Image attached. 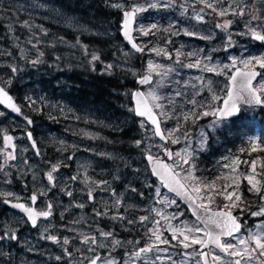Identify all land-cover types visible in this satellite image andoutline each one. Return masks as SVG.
<instances>
[{"label":"rangeland","instance_id":"rangeland-1","mask_svg":"<svg viewBox=\"0 0 264 264\" xmlns=\"http://www.w3.org/2000/svg\"><path fill=\"white\" fill-rule=\"evenodd\" d=\"M85 2L91 1L0 0V86L5 87L20 105L24 118L31 119L30 131L39 152V155H34L26 142L23 135V130H27L24 118H14L0 108V165H3L0 170V198H19L32 191L40 196V208L44 209V200L49 197L50 192L46 173L51 171L53 165H59L53 176L58 190L63 192L64 183L68 178L62 170L72 164L73 174L79 175L82 183V188L77 191V197L81 199L77 200L79 204L84 205L81 209H88L80 212L78 217L69 216V224L61 228L62 234L56 228L49 233L55 227L51 220L42 222L33 232L17 234L19 229L15 225L24 226L25 223L18 215L9 211L4 213L0 204V211L3 212L0 216V237L6 232L15 233L17 236L16 240L0 239V264H84L92 256H99L100 249L106 251V246L112 248L114 257L111 260L116 264H200L196 250L199 245H190L185 249L177 240L172 239L171 230L177 229V235L182 239L180 231L200 225L189 217L175 198L155 184L142 159L144 153L160 155L161 144L153 137L151 130L141 120L132 116L131 105L118 116L97 109L87 101L76 100L77 93L71 95L75 92L70 91L75 78L69 70L83 60V64L88 65L84 67L94 66L96 60L93 61L92 56L95 53L80 44L54 43L56 39L45 32L42 24L64 28L82 34L87 39L108 40V36L118 34L120 11L125 7L123 0H104L107 10L118 13V20L108 19L96 23L90 19L91 13H86ZM206 2L213 3L218 10L229 8L231 5L229 14L220 17L205 7L201 0L130 2V8L135 5L144 9L136 13L134 39L145 51L141 58L127 49L133 64H136L127 70L129 76L134 79L138 77L140 69L153 77L152 84L144 87L142 91L145 94L155 91L161 99L154 103L162 104L164 110L169 113L170 118H167L159 115L160 109L153 108L172 152L168 165H172L174 161L182 163L175 153H182L186 148L192 152L193 176L200 182L201 193L197 194L191 190L193 181L187 177L186 172L176 169L178 178L183 177L181 182L198 204L203 202L209 209L224 210V206L230 202L219 193L226 184L232 185L228 191H233L237 184L240 190L242 183L249 190L250 185L244 177L255 174L256 180L260 181L258 186L264 191V119L256 118L258 126L253 131L243 129L244 142L251 148L255 147L254 156H258L248 158L241 156L240 144L239 149L235 150L226 145L224 137L233 125L230 120H217L211 114L195 120H185L184 115L193 109V105L189 103L193 99L197 105H203L195 109L197 112H211L219 107L221 99L225 96L226 79L234 69L231 67L233 58L239 61L264 57V42L253 40L246 28V25H249L264 33V1ZM153 4L156 6L151 7ZM241 6L245 7V15H233L231 9L238 10ZM198 14L203 16L202 21L196 19ZM253 15L258 19L252 20ZM225 20L232 21L228 30L216 27L217 23H223ZM152 24L157 25V29H152L153 34L142 35L140 29H150ZM54 46L61 49L55 51ZM120 48L125 52V45L121 43ZM153 48L164 49L171 58L155 55V52L151 51ZM177 51L182 55L177 56ZM190 53L192 55H189ZM38 57L39 62L33 64L32 61ZM197 60L201 61L200 66L186 67L188 64H195ZM149 61L163 67L149 70ZM109 65H100L99 70H108ZM205 65L215 71H206ZM224 65L229 67L225 68ZM237 67L245 69L240 63ZM13 68L17 71L13 72ZM168 69L172 71H167ZM252 69L261 72L254 85L264 82V68L254 65ZM165 71L167 75L157 74ZM9 80L11 83H8ZM73 87L75 89V86ZM131 90L132 88L129 92ZM178 92L179 96L176 95ZM213 93L218 97L215 101L212 100ZM241 109L237 126L242 128L243 122L247 126L258 110L264 114V105L258 109ZM178 126L180 130L175 132L173 138L178 137L179 142L172 143L167 137L169 132ZM127 128L133 132L129 135L130 139H118L120 130ZM8 133L16 139V158L12 161L6 159L2 140V135ZM138 140L141 141L139 145L136 144ZM123 142L127 144L124 151L119 153L117 147ZM248 151L253 152L252 149ZM234 161L238 163L234 164ZM252 161H256L255 173L250 166ZM188 168V164L183 165V169ZM234 176L237 177L235 182L232 179ZM213 183L215 191L209 192L203 187L204 184ZM89 191L93 194L92 203L86 200ZM8 192L12 195L5 196L4 193ZM253 193L258 196V211L264 206V199H261L260 193ZM197 195L201 198L197 199ZM209 196L212 197L211 202ZM48 199L54 207L61 203V198L57 196ZM117 200L120 201L119 205L116 204ZM170 201L175 203H169ZM152 209H156L160 215ZM234 210L235 208H232L231 212ZM54 212L58 218H62L66 207H57ZM97 212L106 214L98 216ZM141 216H147L149 219L141 223ZM236 217L242 225L240 232L223 239L222 242L237 245L238 240L247 239L249 233H258L264 238V225L257 227L264 221V216L252 217L255 220L252 224H247L240 214H236ZM129 220L134 223L129 224ZM155 221H159V225H156ZM154 227L159 229L162 238L168 240L169 244L155 241L150 231ZM101 231L110 232L112 235L108 238L102 237ZM185 234L204 238V232ZM47 236H55L57 240H49ZM85 236L95 237L97 244L82 243ZM65 238L69 240L67 245L63 243ZM113 240L120 243L114 245ZM101 244L104 247H100ZM154 244L156 247H153L150 256L142 254L139 258L130 259V254L137 248ZM89 248L94 251H89ZM165 249L167 251H164ZM209 253L220 255L222 264H228L233 259L212 249ZM162 256L164 257L161 258ZM106 260L108 258L102 259L101 264ZM252 264L258 262L253 261Z\"/></svg>","mask_w":264,"mask_h":264},{"label":"snow or ice","instance_id":"snow-or-ice-1","mask_svg":"<svg viewBox=\"0 0 264 264\" xmlns=\"http://www.w3.org/2000/svg\"><path fill=\"white\" fill-rule=\"evenodd\" d=\"M202 3H205V7L211 9L213 12H215L218 16L224 17L229 14V8H231V5L229 8L225 9H220L218 10L216 7L213 6V3L211 2H206V0H201ZM219 2V0H218ZM156 5H151V7H155ZM166 6V5H165ZM114 7H119L118 5H114ZM144 11L143 8L137 7L133 5L130 10H125L123 12V24H122V29H123V34L124 37L129 41L131 44L132 48L135 49L137 52H143L145 51V48L138 46L136 43L133 42L132 37L130 35L132 29V24L135 19V15L138 12ZM203 11V9L201 10ZM233 15H240L243 16L245 15V7L241 6L239 9H231ZM197 20L202 21L203 16L202 15H197L196 16ZM252 20L258 19L255 15L251 17ZM232 24L231 20H225L223 23H217L216 27L223 29V30H228L230 25ZM246 28H248V32H250L251 37L254 40L257 41H262L264 42V33L261 31H257L253 27H249V25H246ZM152 29H157V25L152 24L150 29H140L142 35H149L153 34ZM185 34H191V33H185ZM247 34V33H245ZM229 46H231V36H229ZM151 51L155 52V55L161 56L165 55L169 56V54L162 48H153ZM42 55V54H41ZM182 55L179 51H177V56ZM189 55H192L191 53ZM99 59L98 56L93 55L92 60L95 61ZM39 62V57L36 60H33L32 63L36 64ZM179 62V61H177ZM243 64L244 68L247 69L246 71H242L240 68L237 67V64ZM201 61L197 60L195 64H188L186 67H198L200 66ZM254 65H259L260 68H264V57H251L249 59H242V60H237L235 58L232 59V64L231 67L235 69L233 74L229 77V80L232 82L231 87L227 89V98L223 100V107L216 108L214 111H203V112H197L195 109L197 107H202L203 105H197V102L193 99L190 100L189 103L193 105V109L186 113L184 115V119H199L200 116H208V115H213L217 116L218 118H226V117H231L235 115L236 113L240 112L242 109L240 107L241 104H256V105H264V82H260L256 85L253 84V81L256 79L258 73L253 71L252 68ZM109 68L111 65L108 66ZM163 66L158 65V64H153L151 61H149L148 68L149 70H155L162 68ZM225 68H228L229 65H224ZM206 71H215L214 68L212 67H207V65L204 66ZM13 72H16L17 69L13 68ZM167 71H172V69H168ZM167 71L165 72H158V75L164 76L167 75ZM151 81V76L150 75H145L141 77L138 81L141 85L147 84ZM8 83H11L9 80ZM133 97L136 101V107L134 109L135 114L140 117H147L148 120L151 121V123L155 126L154 132L156 136H159L161 139H166V137L163 135L162 130L160 128V122L157 118V115L153 113V108L160 109L159 115L165 116L167 118L169 117V113L164 110V106L159 103H154L155 101H158L161 99L160 96L156 95L155 91H151L147 94L142 93V92H134ZM177 96L180 95V93H176ZM198 95V93H197ZM218 99V97L213 93L212 95V100L215 101ZM34 103V102H32ZM171 103V101H170ZM0 104L6 105L8 108H10L12 111L16 113H20L21 109L17 107V105L13 102L12 97L8 94V92L5 90V87L0 86ZM2 114V113H0ZM27 119V118H26ZM28 124H31L32 121L28 119ZM143 123L141 124V127H143ZM179 126L176 129H173L169 132L168 139H171L172 143H178L179 138H173L175 132L179 131ZM185 138H187V133H185ZM12 137L5 135L4 136V146L7 147H13L12 145ZM28 139L32 140L31 133H28ZM141 141H136V144L139 145ZM35 142H33V148H35ZM253 151L256 150L255 147L252 149ZM37 155H39V152H37ZM168 155H172L171 153H168ZM175 156L179 158L182 163H177L176 161L173 162L172 165H167L161 163L157 158L153 157L151 154L147 156V159L149 162H155L157 164V167L153 168V174L158 175L161 178V181L164 183V186L169 189V191H174L177 192V194H181L180 190L184 189L187 191L186 186L181 183V178H177L179 173L176 171V169H180L181 171H184L187 173V177L191 178L193 183L191 184V190L197 194L201 193V186L200 182L197 181L196 177L193 176V168L194 165L191 163L193 153L188 151V149H184L183 152H177L175 153ZM15 156L13 155L12 152H8L6 154V159L7 160H15ZM71 158V157H70ZM27 163V161H25ZM238 163V161L233 162ZM188 164L189 168L188 169H183V165ZM251 168L253 170V173H255L256 169V161L251 162ZM59 168V165H53L51 168V171L46 173L47 180L49 183H53L54 181V176L53 173L57 172ZM3 169V165H0V170ZM233 172H235V167H233ZM247 181L248 184L250 185L249 191H253L256 193H260L261 199H264V191L261 190V188L258 186L260 184V181L256 180L255 174H250L244 177ZM72 180H76L77 177L73 176L71 178ZM233 182L237 179V177H233ZM104 183V182H102ZM204 188H207L209 192L215 191V185L213 184H204ZM229 187H232V185L226 184L224 188L220 191L219 194L224 195V199L228 200L230 203L226 204L224 206V210H221L219 212H215L212 214V216L209 217V222L215 225L217 229H219L218 232H213V231H204L200 227H194V228H189L186 230L180 231L179 235L182 236V239H179L177 235V229H171L172 230V239L177 240L179 244H181L185 249L190 247V245H200L201 249L208 247L209 245H214L215 248L219 249L221 253H224L226 256H230L233 259L228 262V264H252L253 261H257L258 264H264V238H261L260 234H253L249 233L247 239H239L237 245H233L232 243L229 242H222L221 237H232L235 233H239L241 229V224L238 222V218L232 215L231 209L239 207V203L242 202L241 196L238 194V184L235 186L233 191H228L227 189ZM135 191V189H133ZM44 193H41L43 195ZM5 196H11L12 193H4ZM67 195L71 196L72 192L69 191L67 192ZM157 195H159V189H157ZM88 198L89 200L93 199V194L91 191L88 192ZM201 197L197 195V199H200ZM31 201L33 204L36 203L38 197L36 194H33L30 197ZM188 199L193 203V205L198 208V209H203L205 212L209 211V208L207 205L203 202L197 204L196 200L192 199L191 196L188 197ZM209 201L211 202L212 197H208ZM4 203H9L8 200H4ZM169 203H175V201H170ZM116 204L119 205L120 201L117 200ZM12 207L21 209L23 212L27 214L28 220L31 222L32 226L35 227L37 224V218L38 217H43L47 218L51 216V209H52V204L49 203L47 205V210L44 211H36L32 207H27L23 203H16L13 204ZM77 207L83 208V204L77 205ZM152 211H156L157 215H160V213L156 209H152ZM106 213H101L97 212L96 215H104ZM250 215L252 217H261L264 216V206H262L258 211L251 212ZM115 218V217H114ZM120 219H123V217H119ZM175 218V217H173ZM149 217L147 216H141L140 217V222L143 223L147 221ZM167 219V218H165ZM129 224L134 223L133 220L128 221ZM156 225H159V221H155ZM261 225H264V221H261L260 225H257V227H260ZM152 232V235L155 238V241L160 243V244H169V241L166 239L162 238V235L157 227H154L153 229H150ZM185 232H194V233H201L204 232V235L206 236V239L200 238L198 236H189L185 234ZM100 235L102 237L108 238L112 235L110 232H100ZM3 238H8L10 240H16L17 236L15 233H5L4 236L0 237V239ZM49 240L56 241L57 238L55 236H47L46 237ZM63 243L67 245L69 243V240L67 238L64 239ZM82 243H91L92 245L97 244V240L95 237H84V240ZM112 243L114 245L119 244V241L113 240ZM139 243V242H137ZM254 245V246H252ZM100 247H104L103 244L99 245ZM153 247H156V245H150L147 247L139 248L138 250L132 252L130 254V259H135L141 257L143 253H147L152 250ZM89 251H94V249L89 248ZM164 251H167L166 249ZM199 255L201 256L202 259H205V264H208V260L206 259L208 256H211V262L212 264H222V257L220 255H215L211 253H206L204 251H200ZM157 259H160V257H157ZM100 260L99 256H95V258H92L89 260L88 264H98V261ZM104 264H116L114 260L108 259L104 262ZM127 264V262H126Z\"/></svg>","mask_w":264,"mask_h":264},{"label":"trees","instance_id":"trees-1","mask_svg":"<svg viewBox=\"0 0 264 264\" xmlns=\"http://www.w3.org/2000/svg\"><path fill=\"white\" fill-rule=\"evenodd\" d=\"M91 1L85 5L86 13H91V18L96 23L101 20L114 19L118 20V13L114 11H109L106 8L104 0H87ZM69 3V2H68ZM89 6V7H88ZM110 17V18H108ZM87 23V22H86ZM91 23V20H90ZM89 24V23H88ZM45 27V32L50 34L54 39V43H75L83 45L88 49L94 51V55L98 56L99 59L96 60L94 66L84 67L83 60L78 65L74 66L69 70L71 75L75 78V83L70 87V91L77 93L76 100L87 101L90 105L95 106L97 109H102L104 111L110 112L112 115L120 116L124 109H128L129 103V90L133 87L134 78L129 76L128 68H133L132 57L130 53L127 52L125 46V52L120 48L121 40L118 34L113 37L108 36L107 39L99 38H84L82 34H76L70 32L64 28L55 27L50 24H42ZM55 51L60 50L58 46H54ZM124 47V46H123ZM110 64L111 67L108 70L100 71V65ZM136 65V64H135ZM105 67V66H104ZM79 68V69H78ZM75 86V89H73ZM262 111L258 110L249 123L243 122V128L237 126L238 119L235 118L230 120L233 125L230 127V131L226 133L224 139L226 140V145L235 150L239 149L238 145L241 146V156L248 158H257L254 156V151L249 152L248 150L253 149L244 142L243 129L254 130L258 126V120L264 119V114ZM126 129V128H125ZM121 132L117 135L118 139L129 140L130 134L133 133L129 128L127 130H120ZM120 141V140H119ZM127 144V142H126ZM126 144L123 142L121 146L117 147L119 153L124 151ZM239 195L242 198V202L239 203V207H236L233 213L240 214L241 218L248 222L247 224H252L255 220L250 215L251 212L256 211L259 207L258 196L253 192L249 191L247 186L242 183L240 186Z\"/></svg>","mask_w":264,"mask_h":264},{"label":"water","instance_id":"water-1","mask_svg":"<svg viewBox=\"0 0 264 264\" xmlns=\"http://www.w3.org/2000/svg\"><path fill=\"white\" fill-rule=\"evenodd\" d=\"M132 1H134V0H123V2H124V4H125V7H124V9L122 10V11H120V18H119V23H118V37L120 38V40H121V42H122V44L123 45H125L126 46V48L129 50V51H131L132 53H134L136 56H138V57H143V55H144V51L143 52H137L135 49H133L132 48V46H131V44L129 43V41L124 37V34H123V29H122V24H123V19H124V16H123V12L125 11V10H130L131 8H130V2H132ZM258 1H263V0H258ZM135 20H136V15H135V19H134V22H133V24H132V31H131V33H130V35H131V37H132V40H133V42L134 43H136L137 44V42L135 41V39H134V25H135ZM138 45V44H137ZM139 46V45H138ZM241 69V68H240ZM242 71H246V69H241ZM253 71H255V72H257L258 73V75H257V77H256V79L253 81V84L257 81V79H258V76H259V72L256 70V69H252ZM235 71V69H233L230 73H229V76H228V78H227V80H226V83H227V88H226V91H225V96H224V98L223 99H221V101H220V105H219V108L220 107H223V100L225 99V98H227V89L229 88V87H231V86H233L232 85V82L229 80V77L233 74V72ZM145 75H149L148 73H146V72H144L142 69H140L139 70V72H138V77H136L135 79H134V81H133V87H132V90H131V92H130V94H129V102H130V105H131V111H132V116L134 117V118H136V119H139V120H141L151 131H152V135H153V137L161 144V149H160V155H152L153 157H155V158H157L161 163H163V164H167L168 165V162L171 160V156L170 155H168V153H171L172 154V152H171V150L169 149V147H168V145H167V139H161L159 136H156L155 135V132H154V128H155V126L151 123V121L150 120H148V118L147 117H140V116H137L136 114H135V111H134V109H135V107H136V101H135V99H134V97H133V93L134 92H137V91H139V92H142L143 93V91H142V89L144 88V87H147V86H149V85H151L152 84V82H153V77L151 76V81L149 82V83H147V84H143V85H141L140 83H138V81H139V79L141 78V77H143V76H145ZM9 94V93H8ZM13 99V98H12ZM13 102L17 105V103L15 102V100L13 99ZM261 105H256V104H250V105H247V104H241L240 105V107H246V108H249V107H252V108H259ZM17 107H19L18 105H17ZM0 108L2 109V110H4L6 113H8V114H10L12 117H20L21 115H20V113H16V112H14V111H12L10 108H8L6 105H4V104H0ZM20 108V107H19ZM21 109V108H20ZM153 113L155 114V115H157L155 112H154V110H153ZM239 115V112L238 113H236L235 115H233V116H231V117H226V118H218L217 116H215V118L216 119H218V120H230V119H234V118H236L237 116ZM157 118H158V116H157ZM158 120H159V118H158ZM23 121H24V123L28 126V127H31V124H28V119H23ZM159 122H160V120H159ZM160 128H161V125H160ZM162 130V129H161ZM28 133H31L29 130H26L25 131V133H24V137H25V139H26V141H27V144L29 145V147H30V149L32 150V152L34 153V154H37V148L35 147V148H33V142H34V140H33V138H32V140H29L28 139ZM163 133V132H162ZM5 135H8V136H11L12 138H13V136L11 135V134H5ZM5 135H3V141H4V136ZM12 145H14V148L13 147H5L4 146V148L5 149H7L8 151H10V152H14L15 151V144H14V138L12 139ZM36 145V144H35ZM149 154L148 153H145V154H143V160H144V162H145V164H146V167H147V170H148V172H149V174H150V176H151V178L152 179H154L160 186H161V188L164 190V191H166L167 193H169V194H171L172 196H174L176 199H177V201L183 206V207H185V209L187 210V212H188V214H189V216L193 219V220H195L197 223H199V225L201 226V228L206 232V231H213V232H218L219 231V229H217L216 227H215V225L214 224H212L211 222H209V217L210 216H212V214L213 213H215V212H219V211H221V210H223V209H209V211L208 212H205L203 209H198V208H196L194 205H193V203L188 199V197L189 196H191L192 197V199H194V197L192 196V194L189 192V190L187 189V191H185L184 189H181L180 190V193L181 194H177V192H174V191H169V189L167 188V187H165L164 186V183L161 181V178H160V176H158V175H154L153 174V168L154 167H157V164L155 163V162H149V160L147 159V156H148ZM178 178V177H177ZM179 179V178H178ZM182 183V182H181ZM195 200V199H194ZM197 203V202H196ZM6 204V203H5ZM9 206H11V208L14 210V211H18L19 213H21L26 219H27V221L31 224V222L28 220V218H27V214L25 213V212H23L21 209H18V208H14V207H12V205L14 204V203H11V202H9V203H7ZM198 204V203H197ZM233 216H235L234 214H232ZM236 217V216H235ZM239 222V221H238ZM240 223V222H239ZM31 226H32V224H31ZM235 234H237V233H235ZM234 234V235H235ZM233 235V236H234ZM223 238H229V237H221V239H223ZM204 239H206V236L204 235ZM209 248H212V249H214V250H216V251H218V252H220V250L219 249H217V248H215V246L214 245H209L208 247H206V248H203V249H201V246H199L198 247V251L200 252V251H204V252H206V253H209L208 252V249ZM221 253V252H220ZM199 259H200V263L201 264H205V259H202L201 258V256L199 255ZM207 260H208V264H212V262H211V256H208L207 258H206Z\"/></svg>","mask_w":264,"mask_h":264},{"label":"flooded vegetation","instance_id":"flooded-vegetation-1","mask_svg":"<svg viewBox=\"0 0 264 264\" xmlns=\"http://www.w3.org/2000/svg\"><path fill=\"white\" fill-rule=\"evenodd\" d=\"M252 38V37H251ZM253 39V38H252ZM254 40V39H253ZM256 42H259L257 40H255ZM261 74V72L259 71V75ZM25 132V130H23V133ZM11 134V133H10ZM15 143H16V139H15ZM17 147V146H16ZM6 154L8 153L6 150L4 151ZM16 153V152H15ZM15 153L13 155H15ZM69 160H71V158H69ZM12 161V160H11ZM65 169H63L62 171L65 172V176L68 178L67 181H65V185H64V189L63 192H60L56 186V182L55 180L53 181V183H49L48 182V185L50 187V192L48 194V196L50 198H54L55 196L61 198V203H58V206H53V204L51 203L52 201H50L48 198L44 200V209H41V202H40V196L36 193H33L32 191L30 192H27L26 193V196H23V197H19V198H12V197H8L7 199H4V198H0V204L2 205V211L6 212V211H9L11 212L12 214L14 215H18L20 217V219L25 223L24 226H21L19 224L15 225V227L19 230H17V234H21L23 232H33L35 231L38 226L42 223V222H46V221H53V223L55 224V227L49 231V233L51 234L52 231L56 228L58 230V232L60 234H62V230L61 228L64 226V225H67L69 224L67 221V218L69 216H72V217H78L79 215H81L80 212H85L87 211L88 209H81L80 207H77V205H79V200H77L79 197H77V191L80 190L82 188V183L80 182L79 178L80 176L79 175H74L73 174V171H72V168H74V166L72 164H69L68 166L64 167ZM75 176L77 177L76 180H72L71 178ZM156 185L160 186L157 182L155 183ZM16 191H17V187H15ZM71 191L72 192V195L69 196L67 195V192ZM164 191V190H163ZM165 192V191H164ZM33 194H36L38 199L36 201L35 204L32 203L30 197L33 195ZM168 194V193H167ZM170 195V194H169ZM54 196V197H53ZM171 197H173L172 195H170ZM174 198V197H173ZM81 199V198H79ZM4 200H8L10 201L11 203H23L25 204V206L27 207H32L34 210L36 211H44V210H47V205L49 203L52 204V209H51V216L47 217V218H43V217H38L37 218V224L35 227L31 226V224L27 221V219L21 214L19 213L18 211H14L11 206H9L8 204H5L4 203ZM86 200L87 202L89 203H92V199L89 200L88 198V195L86 196ZM177 201V200H176ZM63 206L66 207V212L63 214V217L62 218H58V215L56 212L53 213V210L56 211V208L59 207V208H62ZM181 206V205H180ZM2 211H0V216L1 214L3 213ZM4 212V213H5ZM2 233V232H1ZM147 246H150V245H146V246H143V247H147ZM143 247H139V248H143ZM139 248H137L136 250H138ZM112 248L110 246H106V251L103 250V249H100L98 252L100 253L99 257H100V260L98 261V264H101V260L102 259H112L114 257V254L111 252ZM153 250V248H152ZM152 250L147 252V253H143L144 255L146 256H150L152 254ZM197 250V249H196ZM106 252H109V254H107ZM198 252V250H197ZM95 256H98V255H94L92 256L90 259L92 258H95ZM164 256H162L161 258H163ZM198 257H199V252H198ZM89 259V260H90ZM89 260L85 261L84 264H88ZM159 263V261H158ZM200 263V261H199Z\"/></svg>","mask_w":264,"mask_h":264},{"label":"bare ground","instance_id":"bare-ground-1","mask_svg":"<svg viewBox=\"0 0 264 264\" xmlns=\"http://www.w3.org/2000/svg\"><path fill=\"white\" fill-rule=\"evenodd\" d=\"M257 71H259V70H257ZM7 91V90H6ZM9 93V92H8ZM9 95L13 98V96L9 93ZM14 99V98H13ZM15 100V99H14ZM16 102V101H15ZM17 103V102H16ZM17 105L20 107V105L17 103ZM21 108V107H20ZM20 117H14V118H24V116H23V113H22V108H21V112H20ZM24 119H26V117L24 118ZM27 119H30V118H27Z\"/></svg>","mask_w":264,"mask_h":264}]
</instances>
